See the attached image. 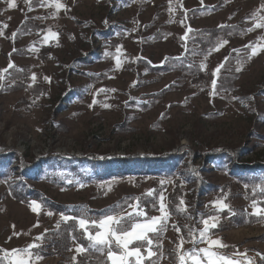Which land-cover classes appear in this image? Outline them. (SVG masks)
Here are the masks:
<instances>
[{"label": "rangeland", "instance_id": "374dc122", "mask_svg": "<svg viewBox=\"0 0 264 264\" xmlns=\"http://www.w3.org/2000/svg\"><path fill=\"white\" fill-rule=\"evenodd\" d=\"M31 2L0 0V149L14 148L18 154L0 157V264H10L12 250L34 244L29 264H75L82 246L71 237V219H62L73 217L64 207L103 211L128 198L159 209L160 196L168 205L176 187L183 216L169 215L157 241L159 254L145 259L148 264H178L182 240L181 252L191 250L194 240L197 250L208 247L199 232L209 217L216 218L217 227L208 238L227 246L213 251L241 264H263L264 215L253 214V202L264 209V27H256L264 17V0ZM197 7L203 10L186 15ZM37 23L40 47L30 34ZM223 24L239 30L199 55L196 37L202 36L191 30ZM248 45L258 54L251 55ZM185 52L196 60L195 80L180 70L155 71L147 65ZM181 147L187 148L185 157L170 177L129 174L99 180V169L81 163L91 155L160 157ZM47 148L81 153L46 160L39 153ZM216 150L233 156H205ZM234 165L254 167L250 173L260 177L241 179L232 174ZM79 172L99 179L80 181ZM40 195L55 207H43ZM33 201L40 205L35 212ZM215 201L227 207L220 210ZM133 211L129 207L125 215ZM143 213L133 219L162 215ZM81 230L88 238L99 228ZM63 234L70 244L58 256L52 245ZM141 252L147 256L145 248Z\"/></svg>", "mask_w": 264, "mask_h": 264}, {"label": "trees", "instance_id": "16d2710c", "mask_svg": "<svg viewBox=\"0 0 264 264\" xmlns=\"http://www.w3.org/2000/svg\"><path fill=\"white\" fill-rule=\"evenodd\" d=\"M34 1H36V3L38 2L35 6H38L40 2H42L43 5L45 6L49 2H52L54 0H32L31 4L34 3ZM217 8L218 6L216 5V6L207 7L206 9H209L211 11ZM200 10H203V8L202 7L192 8L191 10L187 12L186 15H188L191 12L196 13L197 11H200ZM31 26H33L34 29H31L30 34H34L33 39H35V42L40 47V24H38V26L37 25H31ZM236 29L239 30V26L223 24V25H218V26L211 27V28L209 27L203 28L200 30L193 29L191 30L190 34L195 32L196 35L198 34L202 36L200 40H197V37H196V44L199 46V49H198L199 55H204L210 52L211 50H213L215 47H218L219 45H221L223 42L230 40L231 36L235 34L234 32H232V30H236ZM18 32L19 31L17 30V33ZM44 35L43 33H41L42 37ZM193 52L196 54V47ZM187 53L188 52H185L184 54H181L180 56H168L166 57L164 62L161 63L160 65H155L153 63L150 64V62H147V65L155 71H158L157 69H160V70L165 69V71H172L174 69L180 70L182 72H186L187 74L191 75L193 79L195 80L196 79V60L193 61L191 59H188L187 58L188 55H186ZM169 63H172V64L169 65ZM174 64L175 66H173ZM186 149H187L186 147H181L178 149L177 152H174V154H169V155L160 156V157H148V156L145 157L142 155H135L132 157L106 156L104 158L99 159L98 157L91 155L89 157L82 158L81 163L83 164L84 162H86L89 165H91L93 168L99 169L100 171L97 173V176H101V178L99 179V177H94L89 174L84 175L81 172L77 173L76 178L83 182H90V181H93L94 179L101 180L109 176H113V177L114 176H125L129 174L140 176L142 178H144L145 176H149V175H163L165 177H170L174 174V172H176L175 171L176 165L185 157L184 154L186 152L185 151ZM14 150H15L14 148H9V147L0 149V157L7 156L8 154L14 155L16 153ZM44 155L45 156L43 157L46 160H51L54 158H66V157L74 158L73 156L57 154L53 152L52 150H50ZM190 155H192V153ZM205 156L209 158L222 157V158L227 159L230 156L232 157L233 155H231L229 151L223 152L221 150H218V151L216 150L210 155H208L207 153ZM233 167L234 169H233L232 174L239 175L238 177L241 179L246 180L248 177L249 178L248 180L250 179L258 180V178L260 177L256 173H250L249 170L254 167H249L248 165H244V166L234 165ZM167 174H170V176H166ZM62 183L64 184L65 181H62ZM177 192H178V187H176L173 193L169 194L167 198L168 205H166V209L170 213V215H173L180 219L183 216V214L180 211L181 209H178L177 204L179 203L180 198H178V200L176 199ZM124 199L126 200V205H125ZM132 203L133 202H129L128 198H122L115 205L113 204L112 206H107L106 208H104L103 211L86 209L85 205H79L80 207L85 208V210L84 209L78 210L75 206L74 207H64L65 214L71 215L74 218H77V219L70 220L71 222L69 225H71V228L73 227V234L71 237L75 239L76 242L85 249L84 252H82L81 254L77 256L78 258L75 264H109L107 260L106 249L96 250L90 247V241L85 236V233L78 226L79 225L78 218H86L88 221H91V220L97 221L99 219H103L106 215H125L126 210L130 207V205H132ZM149 203L151 204V201H149ZM40 204L43 207H46V208L49 207L50 209H51L50 206L55 207L49 199L41 195H40ZM179 204L181 206V203ZM52 210L57 211L56 209H52ZM140 210H142V212L146 211L147 213L150 214L151 211H157L158 208L151 209L148 205H146L144 207H140ZM133 217H132L133 222L138 221V220H134ZM125 223L126 224L129 223V221L126 220ZM149 236L153 240V245H155V246L152 245V250L155 251L157 254H159V246L157 244V241L160 239V233L159 234L149 233ZM263 240H264V235H263ZM138 243L139 242H135L133 246H137ZM69 244H70V238H68L67 235L65 236L63 234L62 236L58 237V242L54 243V245H52L53 246L52 248L55 250L56 255L62 256L64 254V251L69 247ZM153 258H157V255L152 257L151 259ZM148 261L149 260L145 261V264H148ZM263 264H264V261H263Z\"/></svg>", "mask_w": 264, "mask_h": 264}, {"label": "snow or ice", "instance_id": "6c2138e0", "mask_svg": "<svg viewBox=\"0 0 264 264\" xmlns=\"http://www.w3.org/2000/svg\"><path fill=\"white\" fill-rule=\"evenodd\" d=\"M12 7H15V4H11ZM57 8L63 7L60 3H56ZM264 7V6H262ZM255 15V13L253 14ZM261 23L257 24L256 27H264V17H260ZM6 27V26H5ZM190 30V29H189ZM251 31V29H249ZM55 35V34H53ZM226 43V42H225ZM246 47H251V55H256L258 52L256 48L252 45ZM250 58V57H249ZM119 64V61H117ZM11 63L9 68L13 67ZM203 67V65H202ZM221 66H218L217 69L213 72V76L219 73ZM239 71V69H237ZM3 71H7L4 69ZM35 79V76H33ZM216 79L212 80V87H216ZM108 107V105H105ZM152 192L150 190L149 195ZM159 211L162 213L159 217H151L144 221H132V217L135 216H144L145 213L140 211V203L137 201L135 204L130 205L134 209L133 212L125 215H106L103 219L99 221H88L86 218H78L79 227L85 231H88L89 225L93 227H98L99 230L92 234L89 231L88 240L90 241V247L96 250L106 249V255L110 264H133V261L130 258L134 259V264H144L145 259H151L156 256L157 253L152 250L153 240L150 238L149 233L159 234L160 232L166 230L167 221L169 219L170 213L166 210V205L163 202L164 197L160 196ZM183 204V201H180ZM214 204L218 205L220 210H223L227 207L223 201H215ZM32 210L35 212L40 207V205L33 201ZM253 208L255 209L254 215H264V209H260L256 206V202H253ZM51 215V213H49ZM62 219L67 221L70 219H77L68 216H62ZM129 223H125V221ZM215 217H209L203 219L202 223L204 225L203 229L199 232L200 242H207L208 247L206 248H197L195 247L196 241H193V248L187 252H181L183 240L181 244L177 246V260L178 264H241L240 260L232 259L228 256L222 255L219 252L213 251L214 247L223 248L227 247L222 244L219 239H209L208 234L210 229L217 227L215 222ZM176 231H180V228L177 225H172ZM43 237H38L37 239H42ZM134 242H139L137 246L129 247ZM38 247V245H30L29 248L24 249H14L12 250L13 256L10 259V264H29L32 259V254L29 251L30 248ZM145 248L147 256H144L141 252V249ZM85 249L82 247L77 248V252H84ZM203 254V259L201 258ZM7 255V253H6ZM38 258V257H37ZM247 264H253L251 260L247 261Z\"/></svg>", "mask_w": 264, "mask_h": 264}, {"label": "built area", "instance_id": "2783aa9c", "mask_svg": "<svg viewBox=\"0 0 264 264\" xmlns=\"http://www.w3.org/2000/svg\"><path fill=\"white\" fill-rule=\"evenodd\" d=\"M49 148H47L46 150L42 151L39 153V156L42 154L44 155L45 153H47ZM55 153L57 154H60V155H68V156H78L81 152L80 151H74V150H71V151H67V150H61V149H54L53 150Z\"/></svg>", "mask_w": 264, "mask_h": 264}]
</instances>
